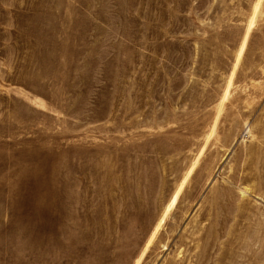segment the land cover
I'll return each instance as SVG.
<instances>
[{"label": "rangeland", "instance_id": "obj_1", "mask_svg": "<svg viewBox=\"0 0 264 264\" xmlns=\"http://www.w3.org/2000/svg\"><path fill=\"white\" fill-rule=\"evenodd\" d=\"M0 264H264V0H0Z\"/></svg>", "mask_w": 264, "mask_h": 264}]
</instances>
